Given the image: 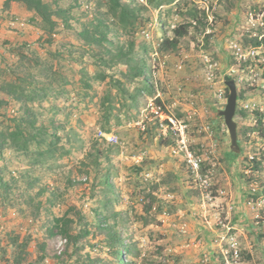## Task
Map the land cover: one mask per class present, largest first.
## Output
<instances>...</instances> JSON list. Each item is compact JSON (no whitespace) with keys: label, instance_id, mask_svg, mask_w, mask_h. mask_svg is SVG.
Segmentation results:
<instances>
[{"label":"rangeland","instance_id":"1","mask_svg":"<svg viewBox=\"0 0 264 264\" xmlns=\"http://www.w3.org/2000/svg\"><path fill=\"white\" fill-rule=\"evenodd\" d=\"M43 2L0 68V264H224L242 200L262 264L264 0Z\"/></svg>","mask_w":264,"mask_h":264},{"label":"crops","instance_id":"2","mask_svg":"<svg viewBox=\"0 0 264 264\" xmlns=\"http://www.w3.org/2000/svg\"><path fill=\"white\" fill-rule=\"evenodd\" d=\"M13 16L19 17L21 19L25 20H32L34 17L37 16V13L33 10H30L27 8V6L21 2L12 1L9 4H7V0H0V68L5 65L6 59H10L12 57V52L14 51L15 47L22 43V41H29L33 38L32 35L29 33V29L27 28L25 32L22 34H18L15 32L9 25V19ZM1 79V75H0ZM6 79V77H5ZM0 97H2V93L0 92ZM232 188V186L227 187ZM225 196V195H224ZM233 199V197L231 198ZM231 199L228 197H218L216 200L213 201L214 205H219V203H225V205H229L231 202ZM245 199V198H244ZM236 200V201H235ZM234 203L236 202L237 205H240L241 203L245 205V209L241 212L239 210V207H236V214L234 215V226L232 227L235 233L237 234V237L239 238L240 246L243 251H247L250 253H253V250L256 246V240H254V235L256 233H252L249 229L250 222L253 221L255 217L254 209L246 206L244 200L239 204L237 201H241L239 199H235ZM225 205L223 204V216L225 211ZM216 213L219 212V209L214 210ZM228 208H227V214H228ZM230 213V212H229ZM218 214H216L217 216ZM218 233V232H217ZM260 235L264 233V231L259 232ZM216 235V231H215ZM218 235V234H217ZM226 233L222 235H218L216 241L220 238L225 236ZM259 235V234H258ZM258 244L262 245L261 249L264 252V241L259 242ZM216 246V245H215ZM220 247L219 245H217ZM262 264H264V261H262Z\"/></svg>","mask_w":264,"mask_h":264},{"label":"built area","instance_id":"3","mask_svg":"<svg viewBox=\"0 0 264 264\" xmlns=\"http://www.w3.org/2000/svg\"><path fill=\"white\" fill-rule=\"evenodd\" d=\"M9 25L15 32L22 34L28 27V22L25 19L13 16L9 19ZM260 140L262 152L264 153V138ZM186 156L191 167L194 170H198L200 168L201 160L196 158L194 154L188 150H186ZM255 189L256 188H253L254 191ZM232 231H234V229L228 226L226 235L220 237L216 243L220 246L224 264H243L242 249L239 238L237 237V234L235 232L232 233Z\"/></svg>","mask_w":264,"mask_h":264},{"label":"trees","instance_id":"4","mask_svg":"<svg viewBox=\"0 0 264 264\" xmlns=\"http://www.w3.org/2000/svg\"><path fill=\"white\" fill-rule=\"evenodd\" d=\"M12 1H17V2H21L23 4H25L27 6L28 9L36 11L39 15H41V17L46 20L49 18L48 16V7L47 5L43 2V0H7V4H9ZM186 32H182V31H177L176 35L178 37H182ZM136 75H138L141 78H146V70L144 67H140L138 69V72L136 73ZM33 100V99H32ZM32 100H27V104L30 103V101ZM29 112V108H25V114ZM28 119V118H27ZM21 124H17L16 128L8 135V140L11 141V143L18 149H24L27 147L28 144H30V140L32 141L33 137L30 138H26V136L24 137L23 135V131L20 128ZM25 125V124H23ZM22 136V143L20 137ZM3 145L0 144V147H2ZM123 250H119L118 254L120 256L123 255ZM121 264H126L125 260L123 258H121Z\"/></svg>","mask_w":264,"mask_h":264},{"label":"water","instance_id":"5","mask_svg":"<svg viewBox=\"0 0 264 264\" xmlns=\"http://www.w3.org/2000/svg\"><path fill=\"white\" fill-rule=\"evenodd\" d=\"M226 85L230 90V95L228 97L225 110L221 112V116L225 118V123L229 129L233 146L238 149L239 145L237 141V123L234 120L237 110L238 90L236 82L234 80L227 81Z\"/></svg>","mask_w":264,"mask_h":264}]
</instances>
